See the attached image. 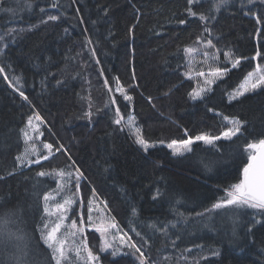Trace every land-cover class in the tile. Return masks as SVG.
<instances>
[{
  "label": "trees",
  "instance_id": "16d2710c",
  "mask_svg": "<svg viewBox=\"0 0 264 264\" xmlns=\"http://www.w3.org/2000/svg\"><path fill=\"white\" fill-rule=\"evenodd\" d=\"M53 2L59 7H50ZM210 6L205 0L194 11ZM186 7V0H0V68L5 69L0 73V215L16 211L19 227L40 257L47 253L36 231L43 201L33 188L35 174L54 173L41 178L39 195L58 194L50 202L62 203L68 194L58 193L60 178L55 172L63 169L75 177L78 168L83 179L68 220L86 222L88 203L97 197L155 264H264V217L256 210L241 209L235 224L222 223L216 213L195 216L242 179L248 155L255 151L247 144L264 138V89L229 100L248 73L264 66V31H256L264 30V0L252 4L232 0L216 13L217 19L203 23L188 17ZM48 15L60 18L40 23ZM181 19L186 23L180 24ZM86 38L92 42L87 46ZM207 39L216 48L208 49ZM186 46L197 51L186 56ZM206 50L217 59H206ZM257 51L262 55L253 60ZM224 52H230L232 60L240 57V65L233 68ZM201 59L207 60L209 69L228 71L202 99L193 101L189 93L197 87L194 74L202 71L194 63ZM117 78L131 101L116 92ZM111 97L118 102L106 110ZM116 108L123 125L113 123ZM36 114L43 121L41 141L62 144L67 151L13 172L16 156L26 147L20 129ZM129 116L134 117L137 132L153 145L147 151L135 143V132L127 126ZM232 119L243 122L232 141L221 138L215 147L194 141L192 151L183 156H174L167 146L189 136H218L233 127ZM157 189L163 195L154 200ZM208 223L213 227L206 228ZM151 224L166 231L153 230ZM81 239L100 256L101 264H138L127 247L115 257L111 251L101 253L93 230L85 229ZM68 244L71 248L70 239ZM11 252L0 249V261L11 264ZM70 261L76 264L72 251Z\"/></svg>",
  "mask_w": 264,
  "mask_h": 264
},
{
  "label": "snow or ice",
  "instance_id": "6c2138e0",
  "mask_svg": "<svg viewBox=\"0 0 264 264\" xmlns=\"http://www.w3.org/2000/svg\"><path fill=\"white\" fill-rule=\"evenodd\" d=\"M187 7L185 8V12L188 17H197L199 21L207 22L210 20L217 19L216 13H219L222 9L227 7L232 0H207L210 3V7L208 9L202 10L200 12L194 11V8L199 6L201 3L205 2V0H186ZM248 4H252L253 0H246ZM50 7L57 8L59 7L58 2H53ZM11 11V10H9ZM41 12L44 11L43 8L40 9ZM107 11V10H105ZM253 15H255L253 13ZM60 17L57 15H48L45 20L40 21V23H48L57 21ZM180 24H185L186 20H179ZM262 20L257 17V24H261ZM35 27V26H32ZM28 30H31L29 28ZM11 31V30H10ZM20 31H24L21 29ZM131 32L132 29H129ZM257 33H261L262 29L257 28ZM204 32H209L210 29L204 28ZM200 37H197V42L200 41ZM0 40H3V37H0ZM91 40L86 38V46L91 44ZM204 45L208 49L216 48V45L213 43L212 39H207L204 41ZM186 56L188 54L194 53L197 51L196 48L191 46H186L183 49ZM91 54L95 56V51L92 50ZM230 52H224V57L227 61L231 62L232 67L235 68L240 65L241 58L237 57L235 60L231 59ZM261 52L257 51L256 56H253L252 59L255 60L257 57L261 56ZM204 56L206 59L216 60L217 57L215 55H211L207 50L204 51ZM247 59V58H244ZM5 71L4 68H0V73ZM191 71V69H190ZM228 71L227 67L215 68L212 69L207 77L203 80L202 85L193 89L192 92L189 93V97L192 100L202 99L204 95L211 90V86L216 82V79L225 75ZM185 75H189L185 73ZM199 77H204V72L196 73ZM5 79H8L6 76ZM192 77L189 75V79ZM16 83H19V78H16ZM59 83V82H58ZM108 81H105V86H108ZM11 86V82H10ZM258 89H264V69L257 68L256 71L250 72L247 75L243 86L237 90L234 94L229 96V100H238L240 97L245 96L248 93H255ZM19 92V95L25 100H28V97L25 96L24 92L20 89H16ZM116 91L123 96L125 101H131L132 97L126 94L125 89L119 85V81L117 78V87ZM109 92H112V89L109 88ZM163 95H169V92L163 93ZM90 99V98H89ZM151 102L152 98H148ZM117 98L111 97L110 100L104 105L106 110H110L112 105L117 104ZM155 107V105H153ZM211 111V109H209ZM87 116L91 117L92 113H86ZM116 118L113 120L115 125H123L124 118L120 114V109L116 108L115 110ZM227 121L228 117H224ZM43 121L41 117L36 114L34 116H30L27 119V123L24 128L20 129V135L26 145L24 152L16 156V168L13 170L15 172L21 166L36 164L39 165L41 161H48L53 158L56 154L67 150L64 149L62 144H58V146L53 145L52 143L41 142L42 149L47 150L46 154L37 147L35 143L32 141L39 140V137L43 135L40 132V124ZM230 123L233 127L227 128L224 132L221 133L220 136H212L208 134H200L196 137L189 136L188 139L181 140L179 142L172 141L168 144V148L171 149V152L174 156H183L187 152L192 151V145L194 141H202L206 145H211L215 147L216 141L221 140L223 138L226 141H232L233 138H236L238 134L241 133V129L243 127V122L238 119H232ZM135 124L134 117L129 116L127 121L128 127H133ZM33 133L37 134L35 137L32 135ZM135 143L138 144L144 151H147L150 147H153L148 141H146L139 132L136 133ZM161 143H163L161 141ZM249 150H255L254 152H250L248 155V162L244 165L242 169V179L239 180L238 183L231 186V190L226 191V196L223 199L217 200L214 202L210 208L205 209L203 213H196L195 216L197 218H202L205 214L211 213H225L228 214L229 219L232 220L233 224H235L236 217L239 214L241 209H253L256 210V214L258 216L264 217V138L260 139L257 142H252L247 144L246 146ZM30 155H35L38 158L35 160L29 159ZM69 159L71 157L69 156ZM75 177H73V172L64 171L63 169L57 170L55 175L59 176L60 179L56 181L58 193H64L65 191L70 192V195H66L63 199L62 203L55 204V211L50 209L49 202L54 199V197L49 192H44L43 196L39 195V187L41 183V178L52 176L54 173L49 171H40L35 174V183L33 184V188L36 189L37 199H42L43 201V214L41 217V224L37 226L36 231L39 232L40 242L45 246L46 255L40 257L38 252H33L29 245V237L28 234L19 227L20 221L17 218V213L14 210H8L3 215H0V249L11 248L12 252L10 253L9 260L11 264H71L69 252L72 251L75 253V261L76 264H100V256L95 254L88 246L85 240H81L80 244L77 245L75 243L76 237L83 233L85 230V221L81 219L79 221V225L77 221H73L71 224V230L66 234L61 236V231L63 227V221L65 216L63 213H66L69 209H71L72 205L76 202L77 194L80 191V179L82 178V173H80L79 169L75 170ZM12 173H9L11 175ZM2 178V177H0ZM75 191L72 192L70 185H73ZM93 194L95 195V189H93ZM163 193L157 189L156 193L153 196V199H157L161 197ZM91 204V200L89 202ZM104 208L107 207L106 204L103 205ZM92 208H89V217L88 224H92ZM131 213L133 216L136 215L137 210L135 207H132ZM56 215L57 220L52 226L49 223L50 218ZM183 217V214H180ZM184 219H187L184 217ZM255 219V218H254ZM112 222L101 224L96 226V232L101 234V246L99 251L101 253H105L108 250H111V255L113 257L117 256L124 247H127L131 250V254L135 256L138 264H155L154 261H150L149 258L145 255V252L142 250L140 246H138L135 242H132V238L127 235V233L120 234L119 225L115 222V218H111ZM256 223L260 221L258 219L255 220ZM175 227V224L172 225ZM153 230L164 232L166 229H157L155 224L149 225ZM206 228L213 227L211 223L205 224ZM251 227V225L249 226ZM112 230H115V234L112 235V240L107 239L108 235ZM135 231V229H132ZM137 236H141L140 232H136ZM143 239V237L141 236ZM72 240V246L70 248L68 241ZM118 241L119 243H114ZM145 244H148V241H144ZM217 253H213L215 255ZM0 264H4L3 261H0Z\"/></svg>",
  "mask_w": 264,
  "mask_h": 264
},
{
  "label": "rangeland",
  "instance_id": "374dc122",
  "mask_svg": "<svg viewBox=\"0 0 264 264\" xmlns=\"http://www.w3.org/2000/svg\"><path fill=\"white\" fill-rule=\"evenodd\" d=\"M207 60L206 59H201L198 63H194L196 66H197V68H201L202 69V71H200V72H204L205 73V76L204 77H199V76H197L196 74H194L195 75V77L197 78V87L198 86H200V85H202V83H203V80L205 79V78H208L207 77V74L212 70V69H209V67H207ZM261 68V69H264V66L262 67V66H257L256 68H255V70L254 71H256L257 70V68ZM254 71H252V72H254ZM247 78V77H246ZM246 78L244 79V81L242 82V84L240 85V88L243 86V83L245 82V80H246ZM196 87V88H197ZM239 88V89H240ZM117 92V91H116ZM193 101H195V100H193ZM128 121V120H127ZM132 129H133V131L135 132V136H136V133H137V130H136V127H135V125L133 126V127H131ZM40 132H41V130H40ZM224 132V131H223ZM34 137H35V134L33 133L32 134ZM37 135V134H36ZM221 135V134H220ZM220 135H218V136H220ZM33 143H35L36 145H37V147L38 148H42V141H41V136L39 137V140H33L32 141ZM171 150V149H170ZM243 178V177H242ZM81 179H83V177L81 178ZM80 179V180H81ZM70 188H71V191H72V185H70L69 186ZM73 192V191H72ZM66 193L68 194V195H70L71 193L70 192H68V191H66ZM58 194H56L55 196H54V198L57 196ZM90 202V201H89ZM55 204H57L56 202H49V206H50V209H52L53 211H55ZM88 204H90V203H88ZM103 205H104V202L103 201H101V200H99V198L97 199V197H96V201H93V200H91V204H90V207L92 208V212H91V215H92V224H87V221H88V217H89V209H88V216H87V220H86V223H85V229H89V230H93L95 233H97V235L99 236V239H100V242H101V234L99 233V232H96V230H95V228H96V226H99V225H101V224H106V223H109V222H112L111 221V214H109L108 213V210L106 209V208H104L103 207ZM89 207V208H90ZM69 211V210H68ZM68 211L66 212V213H63V215L65 216V219H64V221H63V227H62V231H61V236H63V235H66L70 230H71V224H72V222L73 221H71V220H68L67 218H68ZM243 213V211L242 210H240V212H239V214L237 215V216H239L240 214H242ZM209 216H212V218L213 219H215V215H209ZM216 216H220V217H222V223H230V222H232V220L231 219H229V216H228V214H225V213H220V214H217ZM56 220H57V217H56V215H53L51 218H50V220H49V223L52 225V226H54V223L56 222ZM79 225V224H78ZM120 229V228H119ZM84 233V232H83ZM83 233H81V234H79L78 235V237H76V240H75V243L77 244V245H79L80 244V242H81V235L83 234ZM125 232L123 231V230H121L120 229V234L122 235V234H124ZM115 234V230H112L111 232H110V234L108 235V237H107V239H109L110 241L112 240V235H114ZM70 241L72 242V240L70 239ZM114 243H116V244H118L119 242L118 241H115ZM125 248V247H124ZM123 248V249H124ZM123 249H122V251H123ZM108 251H111V250H108ZM121 251V252H122ZM121 252L119 253V254H121ZM74 253V252H73ZM75 254V253H74ZM69 256H70V252H69ZM81 264H83V262H81ZM100 264H101V262H100Z\"/></svg>",
  "mask_w": 264,
  "mask_h": 264
}]
</instances>
